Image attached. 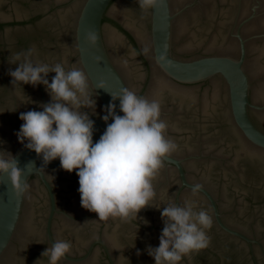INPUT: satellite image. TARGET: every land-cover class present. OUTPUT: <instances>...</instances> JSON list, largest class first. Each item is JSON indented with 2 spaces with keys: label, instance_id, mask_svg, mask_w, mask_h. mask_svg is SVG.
Here are the masks:
<instances>
[{
  "label": "water",
  "instance_id": "1",
  "mask_svg": "<svg viewBox=\"0 0 264 264\" xmlns=\"http://www.w3.org/2000/svg\"><path fill=\"white\" fill-rule=\"evenodd\" d=\"M33 46L34 62L84 68L95 91V108L82 110L94 121L93 143L112 122L103 120L109 93L127 87L160 101L178 145L153 181V207L102 221L161 234L169 198H190L213 218L211 244L264 252V0H164L149 11L136 0H0V150L22 168L34 163L27 197L98 219L80 206L75 170L63 171L59 159L41 168L17 140L19 115L50 102L43 85L8 75ZM101 81L105 90L95 89ZM196 183L203 188L192 196ZM0 187L11 191L6 181Z\"/></svg>",
  "mask_w": 264,
  "mask_h": 264
},
{
  "label": "clouds",
  "instance_id": "2",
  "mask_svg": "<svg viewBox=\"0 0 264 264\" xmlns=\"http://www.w3.org/2000/svg\"><path fill=\"white\" fill-rule=\"evenodd\" d=\"M163 2L136 0L143 11L159 9ZM84 39L89 47L97 44L95 31L89 30ZM35 52L33 46L26 53L17 54L10 63L17 67L8 75L12 82L21 85H43L50 102L39 105L41 111L30 110L19 115L23 123L16 133L18 142L36 153L43 162L41 168L59 159L63 171L75 170L80 206L95 213L99 220L137 219L142 209L153 207L156 198L153 181L165 160L178 150V145L166 134L168 124L160 118V101L138 95L127 87L118 94L107 92L111 101L103 120L112 122L93 143L94 121L82 110L95 108L92 98L95 91L84 68L76 64L66 68L64 60L53 65L34 62L31 57ZM96 60L99 62L98 57ZM50 73L54 74L51 82ZM95 89L105 90L104 82H99ZM117 100L122 115L116 114ZM29 165L35 168L33 162L22 168L15 156L0 150V182H7L17 201L29 193L30 185L25 178L32 171ZM202 188L200 183L192 185V196ZM160 215L163 229L159 246L146 249L155 264H180L185 257L209 246L207 232L213 218L195 200L186 198L180 204L169 198ZM71 248L70 241L59 239L46 247L41 256L48 258V264H59Z\"/></svg>",
  "mask_w": 264,
  "mask_h": 264
}]
</instances>
